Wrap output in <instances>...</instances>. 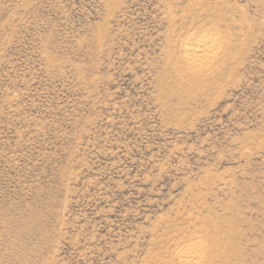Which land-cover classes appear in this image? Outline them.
<instances>
[{
	"label": "rangeland",
	"instance_id": "rangeland-1",
	"mask_svg": "<svg viewBox=\"0 0 264 264\" xmlns=\"http://www.w3.org/2000/svg\"><path fill=\"white\" fill-rule=\"evenodd\" d=\"M193 250L264 264V0H0V264Z\"/></svg>",
	"mask_w": 264,
	"mask_h": 264
},
{
	"label": "bare ground",
	"instance_id": "bare-ground-1",
	"mask_svg": "<svg viewBox=\"0 0 264 264\" xmlns=\"http://www.w3.org/2000/svg\"><path fill=\"white\" fill-rule=\"evenodd\" d=\"M217 48L215 42L210 38H203L194 43L188 42L186 46V51H193L186 57V65L189 68L191 76L197 78L201 77L206 72L205 69L210 68L213 58L215 57V49ZM199 251V250H198ZM203 253V252H202ZM184 254V253H183ZM182 254V262L185 264H194L198 252L193 250ZM201 254V253H200ZM200 256V255H199Z\"/></svg>",
	"mask_w": 264,
	"mask_h": 264
}]
</instances>
